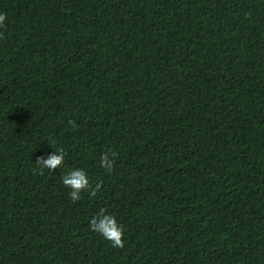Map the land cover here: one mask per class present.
Masks as SVG:
<instances>
[{"label":"trees","instance_id":"1","mask_svg":"<svg viewBox=\"0 0 264 264\" xmlns=\"http://www.w3.org/2000/svg\"><path fill=\"white\" fill-rule=\"evenodd\" d=\"M0 11V264H264V0ZM49 138L65 161L41 170ZM73 167L102 181L75 203ZM101 208L123 247L89 229Z\"/></svg>","mask_w":264,"mask_h":264},{"label":"clouds","instance_id":"2","mask_svg":"<svg viewBox=\"0 0 264 264\" xmlns=\"http://www.w3.org/2000/svg\"><path fill=\"white\" fill-rule=\"evenodd\" d=\"M7 22V14L0 11V28H4ZM68 123L72 125L73 128L76 127L75 121L69 120ZM47 142L52 151L39 156L36 159V163L41 170H55L63 165L66 154L63 148L57 146V142L54 138H49ZM117 155V152L111 149L103 152L99 160L100 167L106 172H111L114 168ZM61 182L65 188L69 189V198L74 203L81 199L82 192L88 191L91 188L92 194L95 195V192L99 191L102 187L101 181L96 183L95 187L92 188L87 171L80 167H73L64 171L61 176ZM88 226L91 231L100 235L103 239L110 241L113 247H123L124 228L114 214L101 208L99 212L91 217Z\"/></svg>","mask_w":264,"mask_h":264}]
</instances>
